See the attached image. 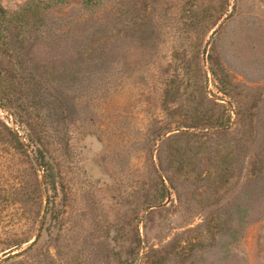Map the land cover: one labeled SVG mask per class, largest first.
I'll return each instance as SVG.
<instances>
[{"label":"rangeland","instance_id":"374dc122","mask_svg":"<svg viewBox=\"0 0 264 264\" xmlns=\"http://www.w3.org/2000/svg\"><path fill=\"white\" fill-rule=\"evenodd\" d=\"M136 9L0 52V264H264V0Z\"/></svg>","mask_w":264,"mask_h":264},{"label":"trees","instance_id":"16d2710c","mask_svg":"<svg viewBox=\"0 0 264 264\" xmlns=\"http://www.w3.org/2000/svg\"><path fill=\"white\" fill-rule=\"evenodd\" d=\"M142 0H28L19 5L16 9H0V52L2 55H10L12 59L17 61L16 65L24 68V59L21 56V51L27 47H33L39 43L38 33L49 32L52 37L51 41L58 42L62 39L63 33H66L63 28L70 22L69 13H66V8L78 7L85 10L90 17H94L96 12L101 11L102 15L97 17V20H106L107 29L114 31L118 29H127V32H133V35L139 38L141 32H147V26L141 22L140 17H135L132 22H127L128 15L137 13V5ZM54 14L60 16L56 20H52ZM136 15V14H135ZM99 22V21H98ZM104 24V23H103ZM120 25L124 28H118ZM102 26V25H101ZM69 29V28H68ZM35 33L32 42L28 41V34ZM16 65L8 71L13 75H20L19 68ZM212 75L219 80L218 83L224 86L222 80L216 71H212ZM223 89V88H222ZM3 95V94H2ZM0 97L4 98V96ZM212 102V101H210ZM196 119V118H195ZM199 119L197 118L198 121ZM192 121V120H191ZM201 122H196L202 125L203 128L197 127L196 124L183 126L174 130L166 128L159 137H162V144L171 142L180 138L182 128L191 129H209L219 130L226 128V123L222 122L221 118L202 117ZM196 125V126H195ZM177 132L171 134V132ZM44 149L39 150L40 156L45 159ZM164 198H166L167 188L163 187Z\"/></svg>","mask_w":264,"mask_h":264}]
</instances>
